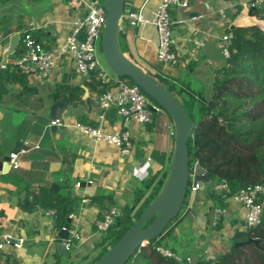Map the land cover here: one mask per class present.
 Wrapping results in <instances>:
<instances>
[{
  "label": "crops",
  "instance_id": "crops-1",
  "mask_svg": "<svg viewBox=\"0 0 264 264\" xmlns=\"http://www.w3.org/2000/svg\"><path fill=\"white\" fill-rule=\"evenodd\" d=\"M187 8L171 6L169 14L173 22L172 50L178 54L176 66L159 64L156 60L157 31L151 24L128 26L126 20L119 23L118 37L122 53L145 72L163 82L178 84L181 89L209 99L215 70L225 61L219 38L235 25L253 18L247 9L239 6V14L221 18L218 10L230 0H185ZM160 0H129L127 10L141 11L146 19H152ZM69 0H0V163L10 154L17 155V166L10 164L0 171V226L1 233L24 240L17 250L12 246L0 251V264H57L59 259L69 258L73 264L88 261L100 234L94 222L98 210L90 204L98 190L111 194L117 209L130 206L134 193L150 175L168 164L174 149L172 122L165 113L152 117V123L141 125L125 121L111 112L102 114L96 102L97 94L89 89L88 77L78 76L73 64L67 60L53 61L50 74L44 80L21 73L16 59L22 52V32L33 23L32 36L44 49L54 55L70 31L71 19L78 14ZM19 34V43L12 53L13 60L2 57L10 38ZM82 37V35H81ZM25 82L27 89H23ZM58 86L79 87L84 94L80 101L68 105L61 113L58 126H50L48 114L53 103L51 95ZM81 122L104 131L119 134L127 130L131 134L132 149L128 156H121L113 146L93 144L80 137L71 125ZM147 158L150 161H147ZM62 179L70 184V195L86 200L77 207L68 222L80 240L68 257H59L54 240L58 232L54 211H45L33 205L30 191L48 188L64 192ZM82 188H76V182ZM92 184L88 185L87 182ZM31 203V204H30ZM220 232L210 230L207 215L214 206L205 192L198 191L190 210V218L175 226L169 239L178 257L201 256L214 258L230 248L228 240L235 231H245L247 211L231 198L225 201ZM53 213V215L51 214ZM66 223V224H67ZM212 223V221H211ZM226 241V242H225ZM168 250V249H167ZM170 250V249H169Z\"/></svg>",
  "mask_w": 264,
  "mask_h": 264
},
{
  "label": "trees",
  "instance_id": "trees-1",
  "mask_svg": "<svg viewBox=\"0 0 264 264\" xmlns=\"http://www.w3.org/2000/svg\"><path fill=\"white\" fill-rule=\"evenodd\" d=\"M127 3L126 0L123 13L127 11ZM247 14L251 18L259 19L260 23L256 24L250 20L226 30V33L232 35L229 57L215 70L209 99L181 88L176 89L174 85L166 87L161 79L147 72L164 88L170 89L173 96L179 99L178 102L185 106L189 121L195 124L188 141L189 165L192 167L195 160L211 182L207 195L214 210L223 211L227 207L225 200L242 188L254 184L264 186V12L251 9L247 10ZM118 43L120 46L119 38ZM120 50L122 51L121 47ZM21 76L18 72L16 77L21 79ZM88 79L89 89L97 95L114 87L113 84H102L93 74L89 75ZM121 79L127 80L130 86L135 85L130 78ZM20 83L24 85L23 89H27L25 82ZM83 94L79 87L58 86L51 99L53 102L63 100L71 105L80 101ZM110 112L116 115L115 110ZM171 159L168 164H161L162 170L158 174L150 175L141 183L130 206L117 209L112 195L103 190H98L90 199V204L98 210L97 220H101L112 209L118 216L109 228L100 234L92 249V254L95 255L88 264L99 260L117 244L158 195L167 177ZM62 182L64 192L48 188L30 191L33 205L45 211H54L57 229L66 225L68 216L76 212L81 203L80 199L70 195L69 181L62 179ZM222 182H226L229 188V193L223 196L225 200L214 190ZM188 196L189 188L186 193L187 200ZM185 201L184 204L187 205ZM186 218H190V210L185 211L182 216L177 215L167 225L161 237L136 250L125 264H191L187 260L190 256L180 257V261H176L161 256L155 249L161 246L162 241L171 236L175 226ZM152 220H149L144 228ZM221 223L222 215L210 230L220 232ZM244 236L251 242L242 241ZM240 242L242 243L235 247ZM246 249H251L250 255L246 254ZM196 258L195 264H264V216L259 226L236 232L229 250L224 254L214 258L197 255ZM62 259H59L57 264H60ZM66 262L73 264L69 262V258Z\"/></svg>",
  "mask_w": 264,
  "mask_h": 264
},
{
  "label": "built area",
  "instance_id": "built-area-1",
  "mask_svg": "<svg viewBox=\"0 0 264 264\" xmlns=\"http://www.w3.org/2000/svg\"><path fill=\"white\" fill-rule=\"evenodd\" d=\"M232 1V0H230ZM234 1V0H233ZM69 5L76 10H80L70 22V31L58 48L56 55L46 51L41 42L36 40L31 32L35 30L33 23L28 24V29L22 33V53L16 59L15 65L18 72L25 75H34L41 81L48 77L53 67L55 59L61 61L69 60L78 76L88 77L93 74L102 84H113L114 87L101 95L96 96V102L102 111L99 120L104 119V115L115 110L116 116L125 121H134L141 125L152 123V117L161 111L159 106L153 104L151 100L136 85H127L121 80H112L102 71L96 60L97 45L101 44L102 34L105 25L106 13L102 6L98 5V0H69ZM171 6L187 8L185 0H160L157 9L153 13L152 19H146L141 11L127 10L122 14L120 22L124 19L128 26L151 24L157 31L156 60L159 64L176 66L179 56L172 50V28L175 24L170 17L169 9ZM244 7L248 11L261 10L264 12V0H237L228 2L218 10L219 16L223 19L226 12L231 17L239 14L238 7ZM250 16V15H249ZM256 24L259 19L253 18ZM82 35V37H81ZM232 35L226 33L219 38V44L225 59L229 57V47ZM60 121H50V126H58ZM71 128L82 138L89 140L93 144L104 143L117 148L121 156H128L132 149L131 134L124 130L119 134H112L104 131L100 126L94 127L81 122L71 125ZM174 137V132L171 133ZM149 162L150 159L147 158ZM12 167L17 166V155H9V163ZM1 171V169H0ZM88 185L92 182L88 181ZM82 182H76V188H82ZM200 183L189 185V200L192 192H198ZM223 196L229 193L228 184L222 182L216 187ZM188 190V189H187ZM231 199L247 211L245 219V230L253 229L260 225L264 216V186L254 184L238 190L231 196ZM82 204L86 200H82ZM221 210H215L211 226L216 225L222 215ZM53 215V213H51ZM116 215L114 209L106 213L101 220L94 222L96 232H105L113 223ZM69 218H73L70 215ZM62 230H65L64 228ZM80 236L70 228L68 229V239L63 241L66 250L69 251L73 242H78ZM24 240L15 239L10 234L1 233L0 226V251L12 246L19 250L23 247ZM149 245L143 242L140 248ZM156 252L165 258H173L180 261V257L174 255L162 246L155 247ZM187 260H189L187 258Z\"/></svg>",
  "mask_w": 264,
  "mask_h": 264
},
{
  "label": "water",
  "instance_id": "water-1",
  "mask_svg": "<svg viewBox=\"0 0 264 264\" xmlns=\"http://www.w3.org/2000/svg\"><path fill=\"white\" fill-rule=\"evenodd\" d=\"M125 1L104 0L103 2L102 7L106 13V19L100 44L102 56L107 68L114 76L130 78L149 99L166 112L174 127V149L167 177L158 195L150 202L121 240L93 264H125L143 242H151L161 237L167 225L179 215L190 184L193 186L200 183L199 190L203 192L211 186V182L195 160H193L192 167L189 165L188 141L195 124L189 121L185 106L178 102L170 89L164 88L155 78L126 58L120 50L118 43V37L121 35L119 23ZM19 40V34L10 38L9 47L2 57L3 63L6 62L7 57L16 59L12 53L15 51ZM66 106L67 104L62 101L53 103L49 110L48 119L60 121L61 113ZM8 163L9 158L7 157L4 162L0 163V169L6 170ZM190 178L192 182H190ZM196 195L197 192L191 193L190 206L194 203ZM212 214L213 208L210 206L207 215L208 227L211 226ZM117 216L118 213L115 215L116 219ZM151 219H153L152 222L144 228V225ZM63 228L65 230L61 229L58 232L54 244L59 257H68L69 251L66 250L63 241L68 239L69 223ZM237 245L240 244H236L235 247ZM189 261L191 264H195L197 258L190 256Z\"/></svg>",
  "mask_w": 264,
  "mask_h": 264
},
{
  "label": "rangeland",
  "instance_id": "rangeland-1",
  "mask_svg": "<svg viewBox=\"0 0 264 264\" xmlns=\"http://www.w3.org/2000/svg\"><path fill=\"white\" fill-rule=\"evenodd\" d=\"M129 0H127V2H128ZM103 2H104V0H98V5H100V6H102L103 5ZM96 60H97V62L99 63V66L102 68V71L103 72H105L108 76H109V78L110 79H112V80H123V79H121V78H118V77H116V76H114L110 71H109V69L107 68V66H106V64H105V62H104V59H103V56H102V52H101V48H100V44H98L97 45V51H96ZM125 84H129V82L127 81V80H124L123 81ZM171 85H174V87L176 88V89H179L180 88V86L178 85V84H171V83H168V82H165L164 81V86H166V87H169V86H171ZM179 100V99H178ZM152 102V101H151ZM153 104H155L154 102H152ZM160 108V107H159ZM161 109V108H160ZM161 111L163 112V113H165L166 114V112L165 111H163L162 109H161ZM166 116H168L167 114H166ZM169 117V116H168ZM173 125V124H172ZM190 182H192V180H191V178H190ZM213 188V186L211 187V189ZM208 190V189H207ZM215 190V192H217L219 195H220V197L222 198V199H224V197H223V195H222V193L221 192H219L216 188L214 189ZM225 200V199H224ZM226 201V200H225ZM187 204H188V202H189V196H188V200L186 199V201H185ZM187 210H189V209H187V205L186 204H184L183 205V207H182V209H181V211H180V213H179V215L180 216H182L183 215V213L185 212V211H187ZM186 220H188V218H186ZM236 232H240V231H235V234H236ZM101 234H103V232L101 233ZM167 239H169V238H166L165 240H167ZM247 238H246V236H244L241 240L242 241H246V242H248V240H246ZM165 240H163L162 241V245L161 246H163L165 249H170V250H172L173 252H175V253H177V250H176V248L175 247H172L171 245H172V243H173V238H172V240L169 242V243H167V241H165ZM228 242H229V246H231V243L233 242V238H231V239H229L228 240ZM75 243L76 242H73V244H72V246L70 247V249H69V253H71L72 254V252L74 251V247H75ZM242 242H240V243H238V244H241ZM250 253H251V249H246V254H248V255H250ZM178 254V253H177ZM95 255V253L94 254H90L89 256H88V258H87V260L88 261H86V262H81V264H88L89 262H90V259H92L93 258V256ZM67 258H63L61 261H60V264H66L67 262Z\"/></svg>",
  "mask_w": 264,
  "mask_h": 264
}]
</instances>
